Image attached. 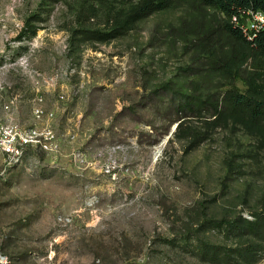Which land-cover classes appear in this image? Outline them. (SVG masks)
I'll list each match as a JSON object with an SVG mask.
<instances>
[{
  "label": "rangeland",
  "instance_id": "rangeland-1",
  "mask_svg": "<svg viewBox=\"0 0 264 264\" xmlns=\"http://www.w3.org/2000/svg\"><path fill=\"white\" fill-rule=\"evenodd\" d=\"M138 1L0 0V102L13 100L3 114L49 125L57 143L0 164L9 264H264V241L239 229L264 211V141L213 111L227 88L264 83V58L223 73L224 15L195 0L111 36ZM195 96L208 103L188 105ZM205 242L261 245L211 259Z\"/></svg>",
  "mask_w": 264,
  "mask_h": 264
},
{
  "label": "trees",
  "instance_id": "trees-1",
  "mask_svg": "<svg viewBox=\"0 0 264 264\" xmlns=\"http://www.w3.org/2000/svg\"><path fill=\"white\" fill-rule=\"evenodd\" d=\"M175 0H139L131 9L118 14L113 21L111 36L127 33L132 29L136 22L149 14L162 10L173 5ZM203 5L211 6L223 13V29L233 39L228 55L220 65V70L231 76L236 75L248 59L258 60L264 58V29L260 30L254 40L249 41L245 38L239 26L233 21V17L245 19L244 11L253 9L264 12V0H195ZM29 25L20 32V36L25 32ZM263 76V75H262ZM247 87L241 90L237 87L227 88L222 97L221 106L216 103L213 105L214 114L222 119H234L242 123L245 127L255 131L264 141V83L257 81L256 76L246 79ZM188 105L200 108L208 103V99L195 96L186 100ZM203 139V135L196 134L190 144L195 147ZM214 224L222 225V221H213ZM239 229L247 232L253 239L264 241V211L255 214L252 219L243 218ZM260 242L250 243L244 248H223L218 245L204 243L201 246L203 253H208L211 259L218 258L220 254L235 259H243L256 251ZM223 251V253H222ZM237 259V260H238Z\"/></svg>",
  "mask_w": 264,
  "mask_h": 264
},
{
  "label": "built area",
  "instance_id": "built-area-1",
  "mask_svg": "<svg viewBox=\"0 0 264 264\" xmlns=\"http://www.w3.org/2000/svg\"><path fill=\"white\" fill-rule=\"evenodd\" d=\"M245 19L240 20L236 16L233 21L242 31V34L249 41L254 40L258 32L264 29V12L261 10L249 9L244 11ZM42 97L37 98V106L34 113L41 117L42 108L38 105ZM13 100L5 104L0 102V164L3 165L1 172L14 166L20 161L24 148L29 145H38L45 150H55L57 143L55 133L49 125L23 126L18 122L9 121L5 118L4 109L9 108ZM0 264H9L8 255L2 250L0 244Z\"/></svg>",
  "mask_w": 264,
  "mask_h": 264
}]
</instances>
